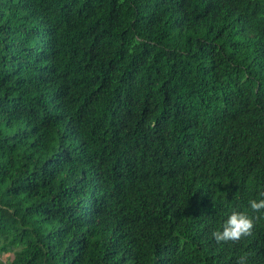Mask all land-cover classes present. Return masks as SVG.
<instances>
[{"label": "trees", "instance_id": "16d2710c", "mask_svg": "<svg viewBox=\"0 0 264 264\" xmlns=\"http://www.w3.org/2000/svg\"><path fill=\"white\" fill-rule=\"evenodd\" d=\"M262 194L264 0H0V264H264Z\"/></svg>", "mask_w": 264, "mask_h": 264}, {"label": "clouds", "instance_id": "9594fccd", "mask_svg": "<svg viewBox=\"0 0 264 264\" xmlns=\"http://www.w3.org/2000/svg\"><path fill=\"white\" fill-rule=\"evenodd\" d=\"M264 196V194H262ZM250 209L254 213L264 210V199L249 201ZM254 218L244 211H233L222 224L221 230L212 233V238L219 243L238 242L244 237L252 235ZM237 264H246V256L240 257Z\"/></svg>", "mask_w": 264, "mask_h": 264}]
</instances>
